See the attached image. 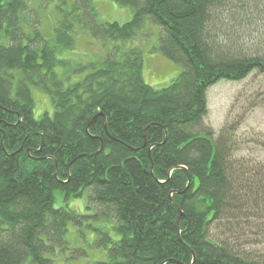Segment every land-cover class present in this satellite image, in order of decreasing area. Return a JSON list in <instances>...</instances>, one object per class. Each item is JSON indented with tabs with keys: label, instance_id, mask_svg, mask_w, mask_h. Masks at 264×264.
Wrapping results in <instances>:
<instances>
[{
	"label": "trees",
	"instance_id": "1",
	"mask_svg": "<svg viewBox=\"0 0 264 264\" xmlns=\"http://www.w3.org/2000/svg\"><path fill=\"white\" fill-rule=\"evenodd\" d=\"M112 1L132 20L106 22L94 0H62L49 42L25 32L31 0H0V264H51L68 224L83 222L56 209L54 194L85 190L120 235L100 233L107 260L92 264H264V143L261 153L245 147L260 144L243 141L240 122L219 134L205 126L212 87L264 74L263 50L244 42L258 19L247 0ZM146 20L183 69L168 87L145 82L137 47L81 67L86 77L65 86L59 53L78 37L132 41ZM33 87L51 97L52 116L35 118Z\"/></svg>",
	"mask_w": 264,
	"mask_h": 264
},
{
	"label": "rangeland",
	"instance_id": "2",
	"mask_svg": "<svg viewBox=\"0 0 264 264\" xmlns=\"http://www.w3.org/2000/svg\"><path fill=\"white\" fill-rule=\"evenodd\" d=\"M42 1L45 0H31L30 13L26 15L25 32L33 33L34 30L31 29L33 27L35 30H40L47 41L53 42L54 29L61 15L58 7L62 0L51 2L47 0L43 3L45 6L40 5ZM247 3L248 17L256 21L258 19L259 23L246 27V37L249 38L244 42L250 45V50H263L264 53V0H247ZM94 4L103 21L123 25L133 18L131 8L121 7L112 0H94ZM256 6H259L261 16L256 15L254 10ZM35 21L39 24L35 25ZM160 34L161 29L149 20H146L142 31L132 41L102 42L83 34L82 37L77 38V45L73 50L59 53V60L65 63L57 66L55 71L64 79L63 82L68 87L82 81L89 73V71H80L81 67L103 61L114 50H120L119 57H121L124 49L137 47L143 53L145 82L155 89H164L179 77L183 69L180 64L169 60L159 50ZM32 94L35 100V118L39 120L47 112L52 116L55 109L46 91L41 87H33ZM208 109L205 126L214 130L216 134H219L225 123L236 121L241 124L240 135H243L244 142L249 138L263 144L264 74L256 72L245 81L238 83L221 81L208 92ZM261 144L255 147L249 144L245 147L253 148L255 152L257 149L261 153ZM90 196L89 190H85L79 198L70 199H66L59 191L55 192L54 207L76 211L83 217V222L79 226L73 222L68 224L66 243L56 247L54 254L48 255L52 260L51 264H92L105 261L107 250L98 243L102 238L100 233H108L115 241L120 239V235L115 230L117 223L110 217L102 215L95 206L91 205Z\"/></svg>",
	"mask_w": 264,
	"mask_h": 264
}]
</instances>
